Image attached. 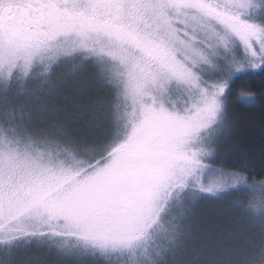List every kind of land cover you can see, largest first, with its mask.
<instances>
[{
    "label": "snow or ice",
    "instance_id": "6c2138e0",
    "mask_svg": "<svg viewBox=\"0 0 264 264\" xmlns=\"http://www.w3.org/2000/svg\"><path fill=\"white\" fill-rule=\"evenodd\" d=\"M253 73L264 0H0V264H264V177L216 147Z\"/></svg>",
    "mask_w": 264,
    "mask_h": 264
},
{
    "label": "trees",
    "instance_id": "16d2710c",
    "mask_svg": "<svg viewBox=\"0 0 264 264\" xmlns=\"http://www.w3.org/2000/svg\"><path fill=\"white\" fill-rule=\"evenodd\" d=\"M57 71L60 76L64 70ZM241 88L256 93L255 103L247 100L237 102L235 93ZM262 90H264V76L261 74L253 73L244 80L236 81L228 97V116L233 122L232 131L216 145L220 153V161L224 166L231 167L237 163L247 165L252 170L250 174L256 179L264 177V96L261 95ZM249 103L251 106H246ZM205 221L206 226L213 224L235 226L234 230L241 234L248 227L240 217L238 218L237 214L230 217H223L221 214L212 215ZM250 235L255 234L250 233ZM200 239L202 237L195 238L194 242L198 243ZM0 259H3L2 255ZM47 264H72V262L52 256L47 259ZM77 264H97V261L93 257H88L78 261Z\"/></svg>",
    "mask_w": 264,
    "mask_h": 264
},
{
    "label": "rangeland",
    "instance_id": "374dc122",
    "mask_svg": "<svg viewBox=\"0 0 264 264\" xmlns=\"http://www.w3.org/2000/svg\"><path fill=\"white\" fill-rule=\"evenodd\" d=\"M56 76H59L58 71L56 72ZM238 195L239 194L234 193V195L231 197H225V198L216 199V200L205 199V200L199 201V203L196 206V217H195V221L199 224V230L194 235V239L201 237L199 235V232L206 231L208 226H206L205 220L207 218H209L210 216H212V215L217 216V215L221 214L223 217H227V216L230 217V216L236 214L233 210L232 200ZM239 217L240 216L238 215V218ZM244 223H246V222L244 221ZM252 234H254V233H252Z\"/></svg>",
    "mask_w": 264,
    "mask_h": 264
}]
</instances>
